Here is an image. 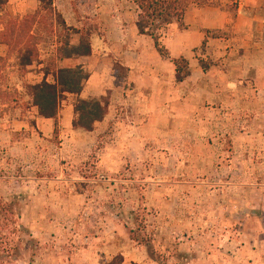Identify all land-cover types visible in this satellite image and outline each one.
<instances>
[{
  "label": "rangeland",
  "instance_id": "obj_1",
  "mask_svg": "<svg viewBox=\"0 0 264 264\" xmlns=\"http://www.w3.org/2000/svg\"><path fill=\"white\" fill-rule=\"evenodd\" d=\"M37 8L13 0L0 15L16 34L29 25L39 51L27 68L9 47L0 57V103L28 125L0 147V202L30 236L4 226L0 264H264V55L247 57L231 25L174 23L157 48L130 0H53L27 24ZM85 32L91 54L59 60ZM77 65L82 92L43 121L26 85ZM77 98L108 100L91 131L72 126Z\"/></svg>",
  "mask_w": 264,
  "mask_h": 264
},
{
  "label": "trees",
  "instance_id": "obj_2",
  "mask_svg": "<svg viewBox=\"0 0 264 264\" xmlns=\"http://www.w3.org/2000/svg\"><path fill=\"white\" fill-rule=\"evenodd\" d=\"M37 10L30 16L27 24L33 23L41 14L40 19L46 15H53V0H36ZM135 4L138 13L135 26L140 35L148 36L152 39L155 47L159 46V39L174 23H183L186 0H130ZM8 0H0V15ZM60 24L65 26V22L60 18ZM23 33L16 34L14 30L3 26L0 19V43L5 44L11 51L17 53L19 65L22 68L30 67L39 57L36 42H33V34L30 27L25 26ZM76 33H78L76 31ZM78 43H63L57 50L59 60L89 56L92 51L90 33H79ZM176 70V79L181 82L189 75L187 61L184 58L173 60ZM53 80L49 81L45 73L40 81L26 85V92L31 97L32 105L36 108L37 115L44 119H54L58 115L61 96L72 94L78 96L82 90L88 74L81 65L74 67H58L53 71ZM108 111V100L77 98L73 104L74 117L72 126L85 131L93 130L94 126L101 122ZM2 213H4L2 215ZM0 216L5 218V222L0 221V230L7 226L24 231L29 236L27 229L20 223H16L14 217V203L0 202ZM5 226V227H4ZM30 237V236H29ZM121 257V256H120ZM122 259V258H121ZM120 263V262H119Z\"/></svg>",
  "mask_w": 264,
  "mask_h": 264
},
{
  "label": "crops",
  "instance_id": "obj_3",
  "mask_svg": "<svg viewBox=\"0 0 264 264\" xmlns=\"http://www.w3.org/2000/svg\"><path fill=\"white\" fill-rule=\"evenodd\" d=\"M11 1L13 0H8L7 4ZM183 22L187 26V33L195 28L198 31L199 29L213 30L224 25H231L233 34L242 36L241 38L237 36V38L243 41L247 57L264 55V0H209L208 5L202 7L187 5ZM197 34L200 36L203 31ZM6 47L8 50L7 45L0 43V57L7 54L4 52ZM0 107V147L2 148L3 143L9 141L11 127L22 129L28 125L27 119L18 120L12 117L5 102L0 103ZM42 119L48 121V119Z\"/></svg>",
  "mask_w": 264,
  "mask_h": 264
}]
</instances>
